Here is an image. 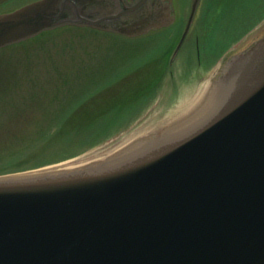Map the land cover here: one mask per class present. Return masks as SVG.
I'll use <instances>...</instances> for the list:
<instances>
[{"label":"water","instance_id":"water-1","mask_svg":"<svg viewBox=\"0 0 264 264\" xmlns=\"http://www.w3.org/2000/svg\"><path fill=\"white\" fill-rule=\"evenodd\" d=\"M174 20L171 0H33L0 12V49L64 26L137 37ZM210 98L111 156L0 175V264H264V35Z\"/></svg>","mask_w":264,"mask_h":264},{"label":"rangeland","instance_id":"rangeland-1","mask_svg":"<svg viewBox=\"0 0 264 264\" xmlns=\"http://www.w3.org/2000/svg\"><path fill=\"white\" fill-rule=\"evenodd\" d=\"M29 1L8 0L0 12ZM171 1L175 22L146 36L127 37L88 27L64 26L0 49L1 144L11 135H28L29 132L19 128L23 129L29 121L43 119L65 94L69 93L73 99L85 92L81 97L95 99L84 106L91 104L90 109L106 111L112 107V99L125 105L134 92L152 86L153 74L159 82L153 96L145 101L144 107H137L138 111L123 118L117 131L103 136L74 157L37 169L106 154L127 138L134 140L153 129L156 132L173 126L175 123L165 121L204 89L207 93L197 110L208 104L215 82L230 59L264 35V0H201L193 31L166 68L170 55L167 49L178 40L192 0ZM196 37L200 39L198 44ZM98 88L103 91L100 95L90 94ZM84 111H74L72 121L84 118ZM194 113L195 110L191 111L187 118ZM56 115L53 117L58 121ZM156 123L161 125L157 127Z\"/></svg>","mask_w":264,"mask_h":264},{"label":"trees","instance_id":"trees-1","mask_svg":"<svg viewBox=\"0 0 264 264\" xmlns=\"http://www.w3.org/2000/svg\"><path fill=\"white\" fill-rule=\"evenodd\" d=\"M219 53L214 56V59ZM152 78L153 85L144 92H141V89L134 92L132 99L128 98L125 105H120L115 99H112L110 102L112 107L106 111L90 109L91 104L84 106L95 99L87 95L81 97L85 92L80 97L73 99L69 93L65 94L62 99L58 100L56 107L51 109L52 112L49 110L48 115L44 114L43 119L29 121L23 126V129L19 128L21 131L29 132L28 135H24V133L18 134L21 137L11 135L4 144L0 142V175L67 159L77 155L80 150L96 144L103 136L114 133L122 124L123 118L138 111L137 107H144L145 101L154 94L158 81H155L157 79L155 74ZM90 94L97 93L91 92ZM135 95L136 98L133 99ZM76 110H85L84 112L87 114L83 112L84 118L72 121L74 119L73 112ZM98 111H102V113H98ZM55 115L60 118L58 121L53 117Z\"/></svg>","mask_w":264,"mask_h":264},{"label":"bare ground","instance_id":"bare-ground-1","mask_svg":"<svg viewBox=\"0 0 264 264\" xmlns=\"http://www.w3.org/2000/svg\"><path fill=\"white\" fill-rule=\"evenodd\" d=\"M207 93V91L204 89L203 91H201V93H199L198 94V98L197 97H194L193 98V100L191 101V103L189 104V105H184V106H182L181 107V109L178 111V112H176L175 113V115H173L172 116V118L171 119H169L168 121H165L166 123H175V126L177 127V126H179V124H181L182 122H181V120H183V119H185V118H187V116H188V114L191 112V111H193V110H195V112L197 111V106L199 105V103L201 102V100H202V98L204 97V95ZM206 98V97H205ZM205 98H204V100H205ZM186 106V107H185ZM201 109V108H200ZM199 109V110H200ZM198 110V111H199ZM198 111L193 115V116H195L197 113H198ZM164 122V123H165ZM160 123H163V122H160ZM160 123H156V124H158V125H160ZM177 123V124H176ZM132 140V138L130 137V138H127V139H125L123 142H121L120 144H118L117 146H115L114 148H112V149H110L109 150V152H107L106 154H102V155H104V157H106V156H111V154H109L110 152H112V151H114V150H116V149H118V148H120V149H118L119 151H121V150H123L126 146L127 147H129L130 145H132L133 144V142L131 141ZM131 141V142H130ZM129 142V143H128ZM122 147V148H121ZM126 147V148H127ZM118 150H116V151H118ZM116 151H114V152H116ZM118 151V152H119ZM102 155H97V156H93V157H90V158H87V159H81V160H75V161H73L74 163H82V162H85V161H89V160H93V159H96V158H99L100 156H102ZM103 157V156H102ZM73 162H71V163H73ZM69 164L70 163H65V164H63V165H61V166H69ZM71 166V165H70Z\"/></svg>","mask_w":264,"mask_h":264},{"label":"flooded vegetation","instance_id":"flooded-vegetation-1","mask_svg":"<svg viewBox=\"0 0 264 264\" xmlns=\"http://www.w3.org/2000/svg\"><path fill=\"white\" fill-rule=\"evenodd\" d=\"M30 1H32V0H30ZM7 3H8V0H0V8H4L6 5H7ZM191 33V29H190V31H189V33H188V35H187V38L189 37V34ZM186 38V39H187ZM185 39V40H186ZM195 41H197V37H196V39H195ZM202 68V70H204V66L203 67H201ZM148 85L146 84L145 85V87H147ZM90 89H88V91H89Z\"/></svg>","mask_w":264,"mask_h":264}]
</instances>
